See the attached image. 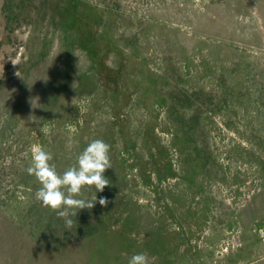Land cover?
I'll return each instance as SVG.
<instances>
[{"label":"rangeland","instance_id":"1","mask_svg":"<svg viewBox=\"0 0 264 264\" xmlns=\"http://www.w3.org/2000/svg\"><path fill=\"white\" fill-rule=\"evenodd\" d=\"M93 139L109 203L68 229L29 148ZM260 227L264 0H0V264H264Z\"/></svg>","mask_w":264,"mask_h":264},{"label":"clouds","instance_id":"2","mask_svg":"<svg viewBox=\"0 0 264 264\" xmlns=\"http://www.w3.org/2000/svg\"><path fill=\"white\" fill-rule=\"evenodd\" d=\"M16 75L19 76L18 72ZM43 132L47 134L48 128L44 127ZM110 151L111 145L104 140L93 139L61 172L52 162L53 154L42 144L33 143L29 148L27 173L39 184L35 192L36 200L55 212L58 218L64 219L68 229L75 223L71 217H76L79 211L90 210L97 202L106 207L108 199L100 197L97 201L96 193L103 192L111 183L104 175L106 170L113 168ZM91 188L95 189L94 194L90 199L85 198V191ZM156 259L145 252L134 253L129 257L128 264H154Z\"/></svg>","mask_w":264,"mask_h":264},{"label":"built area","instance_id":"3","mask_svg":"<svg viewBox=\"0 0 264 264\" xmlns=\"http://www.w3.org/2000/svg\"><path fill=\"white\" fill-rule=\"evenodd\" d=\"M258 235L260 237V239L262 240V242L264 243V227H260L258 230Z\"/></svg>","mask_w":264,"mask_h":264},{"label":"trees","instance_id":"4","mask_svg":"<svg viewBox=\"0 0 264 264\" xmlns=\"http://www.w3.org/2000/svg\"><path fill=\"white\" fill-rule=\"evenodd\" d=\"M117 186V185H116ZM112 195V194H111ZM112 198H113V196H112ZM104 213V212H103Z\"/></svg>","mask_w":264,"mask_h":264}]
</instances>
